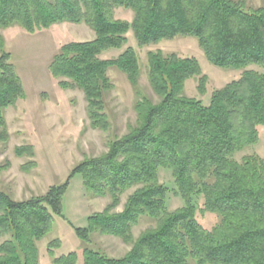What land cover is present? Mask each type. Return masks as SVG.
<instances>
[{"label": "trees", "instance_id": "1", "mask_svg": "<svg viewBox=\"0 0 264 264\" xmlns=\"http://www.w3.org/2000/svg\"><path fill=\"white\" fill-rule=\"evenodd\" d=\"M119 8L132 11L133 20L116 19ZM65 23L85 24L96 37L68 43L54 56L49 68L59 86L81 90L91 128L106 132V98L114 89L108 73L117 68L133 89L136 124L43 196L17 201L0 189V264H41L39 244L55 217L66 220L63 200L76 175L91 194L112 198L87 227L70 223L76 236L91 243L92 234L100 233L130 247L118 259L85 249L83 264H264V159L255 153L237 159L259 142L264 126V72L251 69L264 67V6L245 0H0V30L18 26L35 34ZM130 31L139 46L195 38L212 65L242 74L214 91L206 105L186 95L189 80L198 79L200 93L207 88L196 58L149 51L147 79L155 100L140 84L136 50L125 48ZM3 44L0 35V139L6 110L25 97ZM112 50L123 52L102 58ZM24 151L17 149V156ZM162 170L171 173L174 189L161 183ZM132 189L122 212H114ZM171 193L184 203L175 211ZM200 208L219 218L210 230L197 220ZM144 217L154 226L134 238L132 230ZM60 244L55 239L47 245L53 263L76 264L75 252L55 256Z\"/></svg>", "mask_w": 264, "mask_h": 264}, {"label": "rangeland", "instance_id": "2", "mask_svg": "<svg viewBox=\"0 0 264 264\" xmlns=\"http://www.w3.org/2000/svg\"><path fill=\"white\" fill-rule=\"evenodd\" d=\"M251 7L264 6V0H245ZM133 12L119 8L115 11L116 19L131 22ZM4 39V51L11 54L10 60L15 65L22 80L25 97L5 112L7 129L0 139V189L17 201L40 197L51 186L63 184L72 169L86 158L100 157L108 152L109 142L127 134L129 127L136 124L134 110L135 95L127 77L117 68L109 70V77L114 89L106 98V113L110 129L106 132L91 128L87 116V102L84 93L78 89H63L50 71V64L62 46L71 42H88L94 40L95 32L88 26L78 24L55 25L48 30L30 34L15 26L0 30ZM133 47L142 66L140 84L144 90L155 96L149 88L147 79V54L149 51L161 50L165 54L175 53L181 57L196 58L207 77L208 83L204 93L198 90V79L189 80L186 95L209 104L214 91L222 89L228 83L237 80L242 71L224 69L212 65L192 37H177L164 40L158 44L139 46L132 31L128 34V45ZM124 48V49H125ZM123 50H112L102 55L103 59H114ZM264 72V67H251ZM259 142L237 155V159L249 154H258L264 159V126L259 127ZM24 148L25 156L19 157L16 150ZM33 153V155H32ZM26 167V168H24ZM160 181L174 189V179L167 170L160 173ZM135 191L129 190L120 198V205L114 211L122 212L128 197ZM112 198L91 194L83 185L81 175H76L63 200V213L66 220L55 217L47 237L39 244L41 264H51L52 258L47 254V245L58 239L59 247L54 249L57 257L75 252L76 264H83V251L92 249L100 251L109 258H122L130 250L120 238L93 233L92 242L80 240L70 223L75 227L88 226V218L102 212ZM203 200L199 205L202 207ZM184 205L182 199L171 193L169 208L175 211ZM197 220L206 229H211L219 218L201 210ZM154 226L144 217L132 230L134 238Z\"/></svg>", "mask_w": 264, "mask_h": 264}, {"label": "crops", "instance_id": "3", "mask_svg": "<svg viewBox=\"0 0 264 264\" xmlns=\"http://www.w3.org/2000/svg\"><path fill=\"white\" fill-rule=\"evenodd\" d=\"M73 25H74V24H73ZM79 25H84V26L87 27V25H85V24H79ZM89 28H90V27H89ZM50 263H51V264H54L53 261H51Z\"/></svg>", "mask_w": 264, "mask_h": 264}]
</instances>
